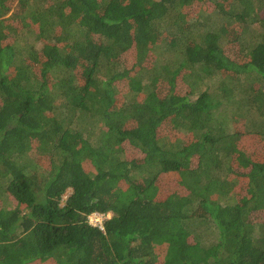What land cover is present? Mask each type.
<instances>
[{
	"label": "trees",
	"instance_id": "obj_1",
	"mask_svg": "<svg viewBox=\"0 0 264 264\" xmlns=\"http://www.w3.org/2000/svg\"><path fill=\"white\" fill-rule=\"evenodd\" d=\"M0 264H264V0H0Z\"/></svg>",
	"mask_w": 264,
	"mask_h": 264
},
{
	"label": "built area",
	"instance_id": "obj_2",
	"mask_svg": "<svg viewBox=\"0 0 264 264\" xmlns=\"http://www.w3.org/2000/svg\"><path fill=\"white\" fill-rule=\"evenodd\" d=\"M108 218V215L100 212H94L89 216V222L101 229H104V221Z\"/></svg>",
	"mask_w": 264,
	"mask_h": 264
},
{
	"label": "rangeland",
	"instance_id": "obj_3",
	"mask_svg": "<svg viewBox=\"0 0 264 264\" xmlns=\"http://www.w3.org/2000/svg\"><path fill=\"white\" fill-rule=\"evenodd\" d=\"M70 194V191L67 193V194H65V196H64V200H66L67 199V197H68V195ZM107 216V215H106ZM111 216V214H108V217H110Z\"/></svg>",
	"mask_w": 264,
	"mask_h": 264
}]
</instances>
